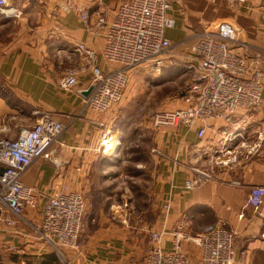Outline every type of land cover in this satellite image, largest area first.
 Here are the masks:
<instances>
[{
  "label": "crops",
  "instance_id": "crops-1",
  "mask_svg": "<svg viewBox=\"0 0 264 264\" xmlns=\"http://www.w3.org/2000/svg\"><path fill=\"white\" fill-rule=\"evenodd\" d=\"M125 1L128 0H10L19 16L0 14V140H15L19 131L32 127L41 114L50 115L65 126L47 157L34 161L21 177L24 185L38 193L39 206L56 190L78 192L89 188V175L96 160L93 152L99 149L103 131L108 130L111 138L102 154H115L127 135L120 126L136 99L131 88L135 72L122 101L103 114L90 111L85 104L91 83L89 71L78 76V83L71 90L63 91L58 86L66 69L86 63L76 51L77 44L84 43L98 54L102 51L104 37L96 27V14L104 13L109 19L113 8ZM195 2L172 0L174 5L190 4L188 14L195 20L189 16L190 23L184 22L172 4L170 14L175 26L166 31V37L176 46L165 62L163 79L178 71L177 67L187 59L189 40L193 42L196 34L214 27L205 28L203 24L208 21ZM68 4L89 9L90 27L83 26L74 11H64ZM237 4L242 6L240 15L245 19L243 25L232 24L238 39L264 51V38L259 31L264 28V0ZM237 51L248 57L254 53L248 48ZM259 65L264 100V63ZM98 66L103 70L108 67L101 57ZM145 127V138L153 134L157 140L155 146H149L155 153L150 155L149 169L136 165V169H143L138 174L139 179L143 175L144 184L142 207H138L142 219L126 222L117 215L108 216L110 193L103 183L93 215H84L80 249L67 250L66 263L141 264L151 246L150 232L161 233V247L168 250L169 231L186 215L193 235L219 223L234 231L236 264H264V208L253 210L248 203L252 187L264 188V104L239 111L227 121L208 122L201 140L196 137V128L156 131L150 121ZM195 170H211V176L185 190L184 183L195 177ZM165 202L169 203L166 214L161 209ZM152 212L156 214L151 219ZM36 216V212L25 209V219ZM22 226L21 222L13 229L0 225V264H19L20 243L24 244L23 254L42 250L35 236ZM9 246H14L17 253L1 250ZM183 251L190 264H200L199 247L183 243Z\"/></svg>",
  "mask_w": 264,
  "mask_h": 264
},
{
  "label": "built area",
  "instance_id": "built-area-1",
  "mask_svg": "<svg viewBox=\"0 0 264 264\" xmlns=\"http://www.w3.org/2000/svg\"><path fill=\"white\" fill-rule=\"evenodd\" d=\"M206 1L216 3V0ZM235 1L245 3L247 0ZM172 4V0H128L114 7L109 19L104 13H97L95 24L104 37L102 51L98 54L84 43L77 44L76 51L86 63L66 69L59 88L71 90L77 85L78 76L89 71L90 92L85 104L90 111L103 114L122 101L136 70L160 75L176 46L166 37V31L175 26L170 14ZM70 10L79 16L83 26L90 27L91 14L86 6L68 4L64 7V11ZM0 14L19 16L10 0H0ZM240 48L253 50V57L240 54L237 51ZM187 50L188 57L182 64L193 75L187 105L153 113L150 123L154 130L196 128V137L201 140L208 122L227 121L239 111L264 104L261 98L263 72L259 65L264 63V51L239 40L232 24L223 21L196 34ZM99 57L107 64L106 70L98 66ZM64 129L65 126L50 115L41 114L32 127L20 130L15 140H0L1 226L13 229L19 222L30 226L24 211L37 210L39 198L34 188L23 184L21 177L34 161L47 157ZM110 138L109 131H103L98 148L109 145ZM210 176L211 170H195V177L185 181V190L193 189ZM248 200L253 210L264 208V188L252 187ZM112 209L122 211L120 205H113ZM161 209L166 214L169 203L165 202ZM85 211L86 202L80 193L66 188L56 190L41 206L40 226L34 229L33 236L57 252L60 249L79 251ZM189 228V218L181 216L169 231L171 245L168 250L161 247V233L151 231V246L141 264H190L183 243L199 247L200 264H236L234 231L221 223L198 235L191 234ZM9 251L17 253L14 246H9Z\"/></svg>",
  "mask_w": 264,
  "mask_h": 264
},
{
  "label": "rangeland",
  "instance_id": "rangeland-1",
  "mask_svg": "<svg viewBox=\"0 0 264 264\" xmlns=\"http://www.w3.org/2000/svg\"><path fill=\"white\" fill-rule=\"evenodd\" d=\"M194 2L196 6L203 10L204 18L208 21L203 24L206 25L205 28L216 26L223 21L234 25L237 23L243 25L245 22L244 17L240 15L243 14L242 6L236 2L228 0H218L215 4H209L206 0H194ZM174 6L178 8L176 13L180 14L179 17L184 18V22L190 23L188 18L191 17V13L188 14V8L190 9L191 5L177 4ZM215 17L214 21L210 20L213 22L211 24L208 19ZM191 20L194 21L195 19L191 17ZM259 31L264 38V28ZM191 43L189 40L187 48ZM177 68L178 71L167 75L166 79H163V76L161 77L162 74L156 75L145 72L143 69L135 71L137 76H134L136 78L135 82L131 84V88L136 93V99L132 102L131 109L127 111L128 116L123 118L124 123L120 126L121 129L127 132V135L123 139L121 138V148H117L116 153L113 155L102 154V149L94 151L93 157L96 160L92 173L89 175V188L77 192L86 201L85 215H93V206H97L99 203L98 194L103 190L102 184L106 182L110 193L108 216L117 215L126 222L137 218L142 219L143 214L138 207H142L144 184L143 175L139 179L138 174H142L143 169H136V165L139 164L141 168L145 166L149 169L151 165L150 155L155 154L153 153L154 149L151 150L149 146L150 143L155 146L157 140L153 134L145 138L142 132L147 130V127L144 128V126L149 124L153 113L182 108L187 105L186 97L193 75L184 67V64L180 63ZM182 103H185L184 106L181 105ZM116 204H120L122 211L116 212L112 209V206ZM40 210L41 206H38L37 210H32L36 212L37 216L33 219H26L30 226L22 224V227L28 231L30 236H33L34 229L40 226ZM155 214V212L150 214L151 219L154 218ZM35 238L37 239V237ZM36 242L42 245V250L38 251L36 249L31 253L27 252V254L21 253L24 244H19L21 246L19 248V264H39L44 260L45 254L50 253H53L58 259V264H67L65 254L67 250L60 249L57 252L40 240ZM1 250L6 253L10 252L9 247Z\"/></svg>",
  "mask_w": 264,
  "mask_h": 264
},
{
  "label": "trees",
  "instance_id": "trees-1",
  "mask_svg": "<svg viewBox=\"0 0 264 264\" xmlns=\"http://www.w3.org/2000/svg\"><path fill=\"white\" fill-rule=\"evenodd\" d=\"M39 264H58V259L53 253L45 254L44 260Z\"/></svg>",
  "mask_w": 264,
  "mask_h": 264
},
{
  "label": "water",
  "instance_id": "water-1",
  "mask_svg": "<svg viewBox=\"0 0 264 264\" xmlns=\"http://www.w3.org/2000/svg\"><path fill=\"white\" fill-rule=\"evenodd\" d=\"M89 92H90V89L87 91V94H89Z\"/></svg>",
  "mask_w": 264,
  "mask_h": 264
}]
</instances>
